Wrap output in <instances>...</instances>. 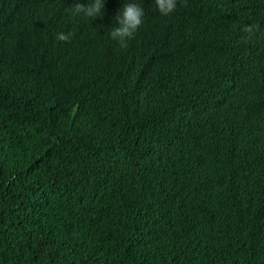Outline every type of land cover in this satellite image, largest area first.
Listing matches in <instances>:
<instances>
[{
  "label": "trees",
  "instance_id": "trees-1",
  "mask_svg": "<svg viewBox=\"0 0 264 264\" xmlns=\"http://www.w3.org/2000/svg\"><path fill=\"white\" fill-rule=\"evenodd\" d=\"M125 2L0 0V264H264V0Z\"/></svg>",
  "mask_w": 264,
  "mask_h": 264
},
{
  "label": "clouds",
  "instance_id": "clouds-1",
  "mask_svg": "<svg viewBox=\"0 0 264 264\" xmlns=\"http://www.w3.org/2000/svg\"><path fill=\"white\" fill-rule=\"evenodd\" d=\"M107 0H87V3H76L69 10L70 15L91 18L92 21L104 16V9ZM155 10L162 17H168L175 13L178 0H153ZM145 8L137 0H126L121 11L115 16V26L112 27L109 36L111 40L117 42L121 47H125L127 42L140 29L145 18ZM70 34L57 33L56 39L67 42Z\"/></svg>",
  "mask_w": 264,
  "mask_h": 264
}]
</instances>
